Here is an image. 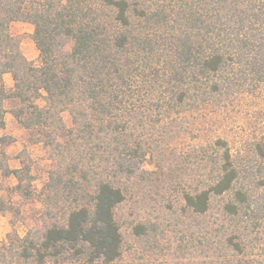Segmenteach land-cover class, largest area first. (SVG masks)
Returning a JSON list of instances; mask_svg holds the SVG:
<instances>
[{
  "label": "trees",
  "instance_id": "1",
  "mask_svg": "<svg viewBox=\"0 0 264 264\" xmlns=\"http://www.w3.org/2000/svg\"><path fill=\"white\" fill-rule=\"evenodd\" d=\"M14 21L34 25L41 65L22 51ZM6 74L14 81L10 91ZM262 82L264 0H0V126L11 100L12 114L50 159L37 193L28 151L15 168L1 151L0 169L16 176L15 191L37 196L43 209L24 235L15 231L0 243V264H122L116 211L127 181L148 173L143 163L155 124ZM238 178L227 148L216 179L183 193V209L205 214L212 196L231 193L226 218L258 214L248 190L236 188ZM160 232L153 219L133 226L142 250L166 264ZM232 234L226 242L240 254Z\"/></svg>",
  "mask_w": 264,
  "mask_h": 264
},
{
  "label": "rangeland",
  "instance_id": "2",
  "mask_svg": "<svg viewBox=\"0 0 264 264\" xmlns=\"http://www.w3.org/2000/svg\"><path fill=\"white\" fill-rule=\"evenodd\" d=\"M33 31L34 25L28 22L11 24V32L22 36L24 54L41 65L39 50L30 36ZM5 82L7 90H12L11 74L5 75ZM39 103L45 101L39 99ZM13 105L11 100L5 102L0 137L7 139L0 142V156L4 150L3 159L10 167H19L18 154L26 149L32 160V185L38 193L48 180L49 150L43 143L31 141L34 132L16 120L11 112ZM61 115L66 127H71L69 112L64 110ZM153 130L150 153L143 163L148 173L127 181L126 199L116 211L124 237L121 263H158L142 250L133 234L137 222L153 219L162 230L161 243L166 249L162 260L166 264H264V82L249 91H234L207 106L187 109L173 122L155 124ZM218 139L226 145H218ZM227 148L238 171L236 188L248 190L258 214L252 210L249 213L256 215L248 213L238 217V222L226 218L222 209L231 193L212 196V206L205 214L184 210L183 193L201 190L216 179ZM17 183L16 176L0 169V199L6 209L0 211V243L15 231L24 235L43 209L37 196L18 194ZM234 227L239 232L232 234ZM231 234L237 235L243 246L240 254L226 242Z\"/></svg>",
  "mask_w": 264,
  "mask_h": 264
}]
</instances>
